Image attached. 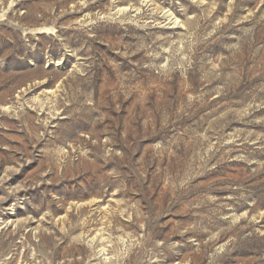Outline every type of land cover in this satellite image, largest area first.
I'll list each match as a JSON object with an SVG mask.
<instances>
[{"label":"rangeland","instance_id":"1","mask_svg":"<svg viewBox=\"0 0 264 264\" xmlns=\"http://www.w3.org/2000/svg\"><path fill=\"white\" fill-rule=\"evenodd\" d=\"M0 264H264V0H0Z\"/></svg>","mask_w":264,"mask_h":264}]
</instances>
